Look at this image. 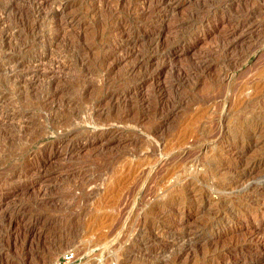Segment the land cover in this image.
Instances as JSON below:
<instances>
[{"label":"rangeland","instance_id":"374dc122","mask_svg":"<svg viewBox=\"0 0 264 264\" xmlns=\"http://www.w3.org/2000/svg\"><path fill=\"white\" fill-rule=\"evenodd\" d=\"M40 10L0 0V264H264V0Z\"/></svg>","mask_w":264,"mask_h":264},{"label":"built area","instance_id":"2783aa9c","mask_svg":"<svg viewBox=\"0 0 264 264\" xmlns=\"http://www.w3.org/2000/svg\"><path fill=\"white\" fill-rule=\"evenodd\" d=\"M45 264H100L91 253L83 252L76 247H69Z\"/></svg>","mask_w":264,"mask_h":264},{"label":"bare ground","instance_id":"6f19581e","mask_svg":"<svg viewBox=\"0 0 264 264\" xmlns=\"http://www.w3.org/2000/svg\"><path fill=\"white\" fill-rule=\"evenodd\" d=\"M45 1L46 0H31V4H32V7L34 8V12L36 13V14H39V10L42 8V6H43V4L45 3ZM164 3V2H163ZM166 3V2H165ZM167 4V3H166ZM45 6V5H44ZM58 8V7H57ZM59 9V8H58ZM43 10V9H42ZM41 11V10H40ZM59 12H58V10L57 9H53L52 11H50V12H45V15L46 16H49V15H51V16H53V15H57ZM35 14V16H37ZM44 15V14H43ZM46 16H45V18H46ZM44 18V17H43ZM44 18V19H45ZM48 18V17H47ZM52 18V17H51ZM50 19V18H49ZM1 115V114H0ZM9 116V115H8ZM7 117V116H6ZM12 118V117H11ZM13 119V118H12ZM11 119V120H12ZM13 124V123H12Z\"/></svg>","mask_w":264,"mask_h":264}]
</instances>
